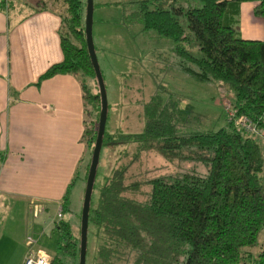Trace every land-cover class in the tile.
Segmentation results:
<instances>
[{"label": "trees", "instance_id": "16d2710c", "mask_svg": "<svg viewBox=\"0 0 264 264\" xmlns=\"http://www.w3.org/2000/svg\"><path fill=\"white\" fill-rule=\"evenodd\" d=\"M11 2L0 0V9L11 7ZM241 2H255L253 14L262 21L263 39L239 36ZM33 3H27L31 10L47 8L43 1ZM59 3L62 59L39 80L55 74L77 80L85 156L60 199L61 218L53 226L55 251L49 264H78L81 200L100 102L85 43V0ZM134 16L142 30L173 41L172 51L188 76L229 88L233 96L224 103L232 115L222 103L223 126L175 135L168 105L155 96L148 101L142 141L152 142L164 162L201 161L206 172L140 179L129 171L128 161L111 172L95 199L92 183L84 264H264V249L249 250L264 224V157L255 134L237 128L245 117L256 132L264 129V0H138ZM189 43L195 52L187 48ZM107 139L104 127L100 149L109 145ZM73 189L78 210L70 197ZM63 212L72 213V218L65 219Z\"/></svg>", "mask_w": 264, "mask_h": 264}, {"label": "crops", "instance_id": "0c3cea01", "mask_svg": "<svg viewBox=\"0 0 264 264\" xmlns=\"http://www.w3.org/2000/svg\"><path fill=\"white\" fill-rule=\"evenodd\" d=\"M251 3L239 4L236 27L242 39L261 40L262 21L250 14ZM59 12L0 9V264H21L28 235L42 250L43 239L55 241L60 199L85 156L77 80L69 74L39 80L62 59Z\"/></svg>", "mask_w": 264, "mask_h": 264}, {"label": "rangeland", "instance_id": "374dc122", "mask_svg": "<svg viewBox=\"0 0 264 264\" xmlns=\"http://www.w3.org/2000/svg\"><path fill=\"white\" fill-rule=\"evenodd\" d=\"M10 1L28 10L27 3L34 6L35 0ZM40 1L47 8L62 11L59 0ZM137 1L92 0L91 36L108 105L104 127L109 141L98 154L93 199L111 172L121 169L128 161L129 171L140 179L206 172L201 161L173 159L164 162L151 146L152 142L142 141L140 135L146 120L143 111L153 96L166 103L173 112L170 122L175 135L223 126L222 103L233 96L224 84L201 82L188 76L178 65L179 59L172 51L173 41L151 30H142L134 16ZM250 14L254 15L253 9ZM187 48L195 52L192 43L187 44ZM259 132L255 134L256 138H263L260 136L264 129ZM74 191L70 197L74 209L78 210L80 204L74 201ZM68 207L73 209L71 201ZM63 217L71 219L72 213L63 212ZM41 246L47 254L55 251L52 239H43ZM259 249H264V224L258 232L256 246L249 250L254 253Z\"/></svg>", "mask_w": 264, "mask_h": 264}, {"label": "water", "instance_id": "95a60500", "mask_svg": "<svg viewBox=\"0 0 264 264\" xmlns=\"http://www.w3.org/2000/svg\"><path fill=\"white\" fill-rule=\"evenodd\" d=\"M91 24H92V0H85L84 36H85V43H86V49L88 52L89 60L98 87L100 107L98 112L96 134L93 142V147L91 150V155H90V160L88 164V169H87V174H86V179L82 194V200H81L80 219H79L78 264H84L89 199H90L92 183L95 175L102 134L104 131V124H105L106 110H107V101H106L103 80L93 50V44L91 39Z\"/></svg>", "mask_w": 264, "mask_h": 264}, {"label": "built area", "instance_id": "2783aa9c", "mask_svg": "<svg viewBox=\"0 0 264 264\" xmlns=\"http://www.w3.org/2000/svg\"><path fill=\"white\" fill-rule=\"evenodd\" d=\"M224 109L228 113V115H232L231 110L229 109L228 103H224ZM237 128L240 130H243L245 134H257L256 130L250 123V121L242 117L237 121ZM40 210V207H38L36 204H33L32 211L33 214H36ZM56 218L57 220L61 218L60 215V208H58L56 212ZM25 246L26 251L25 255L22 259L21 264H49V254H47L44 250L39 249L36 247V240L31 236H26L25 238Z\"/></svg>", "mask_w": 264, "mask_h": 264}]
</instances>
